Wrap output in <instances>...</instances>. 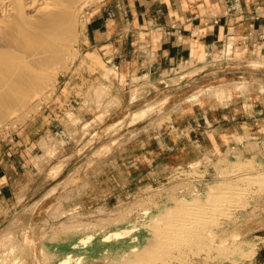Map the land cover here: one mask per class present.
<instances>
[{
  "label": "rangeland",
  "instance_id": "obj_1",
  "mask_svg": "<svg viewBox=\"0 0 264 264\" xmlns=\"http://www.w3.org/2000/svg\"><path fill=\"white\" fill-rule=\"evenodd\" d=\"M104 1L88 0L78 21L74 53L68 66L58 69L54 85L0 123V264H61L68 253L72 254L70 264H128L134 246L138 251L145 247L154 235L156 220L168 207L178 206L180 198L200 201L206 208L209 202V208H203L209 216L203 213L201 218L206 220H200L197 236L189 239L183 232L187 240L181 234L177 241L162 245L156 260L146 264H263L259 260L264 245L261 127L255 128L246 149L229 147L182 166L157 167L149 187L146 181L135 183L131 163L124 164L117 155L134 153L130 146H123L135 137L132 129L140 125L132 126L136 122L162 124L166 117H159L166 109L181 101L199 102L203 95H210L209 86L224 84L216 91L227 92L223 104L232 94L264 90V73L221 74L193 82L206 68L233 64L241 50L236 38H231L230 62H226V39L215 51L194 53L170 79L154 86L138 78L126 83L115 68L104 67L100 55L83 49L89 17ZM255 62L253 67L264 66V61ZM100 66L107 69L103 81ZM260 76L263 79L256 84ZM237 81L246 83L238 87ZM60 94L68 95L66 101L59 100ZM70 94L77 100L69 101ZM148 104H154L150 112L138 113ZM221 186L232 189H224L225 194L212 190ZM215 198L223 203L221 207ZM35 203L34 210L29 209ZM119 209L124 211L121 218L106 220ZM114 231H120L118 238L104 239ZM88 235L92 237L86 240Z\"/></svg>",
  "mask_w": 264,
  "mask_h": 264
},
{
  "label": "crops",
  "instance_id": "obj_2",
  "mask_svg": "<svg viewBox=\"0 0 264 264\" xmlns=\"http://www.w3.org/2000/svg\"><path fill=\"white\" fill-rule=\"evenodd\" d=\"M95 12L85 29L83 49L100 55L104 67L115 68L126 83L139 78L138 82L154 86L170 79L194 53L215 51L229 36L239 44V57L230 67L202 70L193 82L221 74L244 77L264 73V66L253 67L255 61H264V0H105ZM104 67L99 68L102 81L106 80ZM261 79L256 78V84ZM261 84L264 86V81ZM176 88L179 86L172 87ZM208 94L212 97L203 95L199 102L189 105L181 101L166 109L159 117H166L162 124L138 121L132 125L140 124L132 129L135 137L123 149L130 146L134 153L117 155V159L131 163L128 166L135 183L146 181L149 187L160 166H182L229 147L246 149L255 128L264 132V90L232 94L226 104L221 99L227 92ZM67 96L58 98L64 102ZM68 99L77 100L72 94ZM30 139L28 134L27 151ZM260 252L264 264V245Z\"/></svg>",
  "mask_w": 264,
  "mask_h": 264
},
{
  "label": "bare ground",
  "instance_id": "obj_3",
  "mask_svg": "<svg viewBox=\"0 0 264 264\" xmlns=\"http://www.w3.org/2000/svg\"><path fill=\"white\" fill-rule=\"evenodd\" d=\"M87 2L88 0H0V123L3 124V121L7 120L12 112L14 114V111L21 109L30 98L39 97L44 93L45 88L54 85L58 69L62 68L64 64L66 66L67 61L71 59L74 53H72V48L78 29V21ZM236 83L244 84L246 82ZM223 86L224 84L217 87L212 86L207 88L206 91L216 94L218 89L224 88ZM153 105L148 104L138 113L147 109L150 112ZM57 170L55 171L57 172ZM263 176L261 179H264ZM231 186L230 184L229 187ZM229 187L221 186V189L220 187L219 189L214 187L212 190L221 193ZM224 194H221V196ZM230 200L232 201V199H229L228 202ZM212 201L210 204L214 205ZM176 202H178V204L176 203L178 206L168 207L160 216V220H158L159 218L156 220L158 223L154 225V235L150 237L145 247L138 251V246H134L133 251L135 252L128 260V264L154 262L162 249V245L177 241L183 235V232L184 234L186 232L187 235L181 237L183 240L184 238L187 240V238L191 239L190 237L197 236L199 231L197 228L201 226L200 220L202 222L203 219L201 217L203 213V216L206 213L203 208L208 209L209 202L207 208L202 205L203 203L200 204V201L185 202V198H180ZM215 204L219 205L221 203H218L217 200ZM36 205L35 203L29 209L34 210ZM201 210L203 212L200 215ZM212 211L214 213V210ZM209 213H206L207 216H209ZM123 214L124 211L119 209L111 218L106 220L117 221ZM99 219L101 222L106 223L105 219ZM204 219L206 220V217ZM204 219L203 222H205ZM195 233L196 235H194ZM120 234V231H114L107 234L104 239L109 240L112 236L118 238ZM91 237L92 235H88L86 240ZM197 238L199 239V237ZM71 255V253H68L61 260V264H70L69 258Z\"/></svg>",
  "mask_w": 264,
  "mask_h": 264
},
{
  "label": "built area",
  "instance_id": "obj_4",
  "mask_svg": "<svg viewBox=\"0 0 264 264\" xmlns=\"http://www.w3.org/2000/svg\"><path fill=\"white\" fill-rule=\"evenodd\" d=\"M231 38H233V37H231V36H229L228 38H227V44H226V48H227V50H226V52H225V54H226V62L227 61H231V59H229L230 57H231V52H230V50H228V49H230V40H231ZM229 61V62H230Z\"/></svg>",
  "mask_w": 264,
  "mask_h": 264
}]
</instances>
